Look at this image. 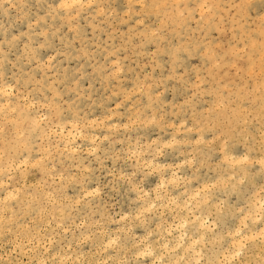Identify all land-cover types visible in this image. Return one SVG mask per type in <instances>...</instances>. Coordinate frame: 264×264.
I'll list each match as a JSON object with an SVG mask.
<instances>
[{"label": "rangeland", "instance_id": "obj_1", "mask_svg": "<svg viewBox=\"0 0 264 264\" xmlns=\"http://www.w3.org/2000/svg\"><path fill=\"white\" fill-rule=\"evenodd\" d=\"M146 2L187 5V19L183 25L165 23L163 37L155 41L150 30L161 27L160 21L172 13L171 7L160 8L159 15L149 9L152 15L144 17L145 25H139L135 11L126 15L129 0H91L98 7L79 10L80 15L73 21L79 28L77 32L70 31L67 19L57 13L58 0H0L6 5L0 7V89L9 93L0 94V180L10 190L20 189L18 201H11L7 208L0 204V217H7L0 228L11 229V234L0 231V258L5 264L20 260L29 264L39 258L51 264L53 257L57 264L60 259L65 264H134L133 251L148 244L163 254L165 264H240L241 259L245 264H264V240L236 236L238 228L247 236L264 228V223L254 224L249 219L248 228L243 229L239 212L264 195L260 193L264 175L259 164L246 165L245 183L240 185L241 166L233 168L217 159L222 139L209 153L207 144L198 146L184 140L185 136L200 135L199 131L187 132L180 127L182 123L192 127L195 110L198 129L203 130L207 140L213 139V132L219 137L222 130L231 155L239 157L251 145V160L260 158L264 136L260 48L264 38L260 35V17L264 16V0ZM201 4L212 9L211 16L205 9L206 19L202 22L198 7ZM146 30L149 34L142 35ZM158 45L161 53L153 56ZM198 47L214 49L217 59L206 61L198 54L186 58L184 49L191 48L196 53ZM176 49L181 51L176 53ZM233 49L242 58L237 60ZM164 51L169 54L164 55ZM49 56L56 57L51 65ZM174 61L177 72L169 79ZM185 62L189 65L187 74L182 67ZM214 63L219 67L214 68ZM197 73L200 89L195 88ZM55 109L63 113V118ZM154 116L157 121L163 117L168 125L174 123L176 129L150 124ZM173 135L178 141L175 147L164 148L163 154L156 155L153 141L163 148ZM93 147L96 152L90 154ZM130 148L146 154L140 160L144 166L141 171L156 163L164 168L165 179L171 180L173 172L177 177L174 185L168 184L162 190L163 200L156 201L157 209L145 213L144 223L134 219L140 203L137 193L130 192L119 179L132 170L133 161L126 163L120 158L113 163L111 159L127 156ZM41 155L58 173L64 172L67 200L82 201L65 214V222L72 229L67 234L56 228L55 222L49 226L53 206L47 197L49 191H58L59 174L53 178L29 169L27 175L21 176L10 168L21 157L38 159ZM85 168L92 171L85 172ZM9 172L12 179L8 178ZM72 173L95 179L68 184L67 177ZM140 179L155 189L160 173ZM95 187L100 188V193L87 197L85 203V189ZM5 194L0 189V199ZM155 195L153 191V198ZM56 209L59 217V201ZM121 214L129 219L122 221ZM81 221L85 223L83 229L78 227ZM185 221L187 227L180 228ZM203 221L207 224L200 230ZM82 231L93 236L87 245L80 244ZM182 233H186L183 240ZM17 234L25 244L29 237H35L41 252L44 237H52L51 255L35 251L9 254L10 242L16 240ZM109 238L117 239V244L105 251L103 245ZM194 239H200V243L193 246ZM241 242L245 246L243 256L233 262V245L239 247Z\"/></svg>", "mask_w": 264, "mask_h": 264}, {"label": "snow or ice", "instance_id": "obj_2", "mask_svg": "<svg viewBox=\"0 0 264 264\" xmlns=\"http://www.w3.org/2000/svg\"><path fill=\"white\" fill-rule=\"evenodd\" d=\"M6 5L0 4V7H4ZM84 7L88 8H93V7H98L94 6L91 3V0H88V3L85 4L84 0H61V2L56 6V11L59 15L62 16V18L67 19L68 21V29L70 31H77L79 32L78 26H76L73 21L80 15L81 9ZM171 7L173 9L172 13L169 14L166 18V20L160 21L161 27L156 28L153 27L150 30V36L153 40L159 41L163 37V33L166 29H164L163 25L165 23H169V26L172 25H183V23L186 21L187 17L185 16V11L184 9L187 8V5H183L180 3H175L173 5H160V4H148L146 0H135V3L132 2V0H129V3L127 4V9L128 12L126 15H131L134 11L137 13V24L139 25H145V16H150L152 15V12L149 11V9H152L153 11L156 12L157 15H159V9L164 8L168 9ZM200 9V15H201V22L206 19L205 17V9H207L209 16L212 15V9L206 4H201L198 5ZM238 7H243V5H238ZM192 13H189L188 15L190 16ZM29 27L31 28V24H29ZM219 30V28L217 29ZM235 32V29L233 30ZM149 32L146 30L142 35H148ZM45 36H47V33H44ZM260 35L262 38H264V16L260 17ZM27 47V46H26ZM43 48L44 45H41ZM255 47V45H253ZM247 48V42H245V50ZM260 48H261V59H262V72H264V39L261 40L260 43ZM181 49H176V53H179ZM186 52V58H190L194 55H200L202 58H204L206 61H215L217 59V53L214 49L212 48H205V47H198L197 52L193 53L191 51V48L184 49ZM233 56L236 57V59H240L242 57L239 56V51L236 49H233ZM161 53V50L159 48V45L157 46V52L153 53V56H158ZM164 55H168L169 53L167 51H164ZM175 54V53H174ZM56 59L55 56H49L48 59V64L51 65V63ZM39 63V61H37ZM183 69L185 70V74H187V70L189 65L187 62H185L182 65ZM213 67H219V64L214 63ZM233 67H237L236 63H233ZM116 70L119 71V66H118V61L116 62ZM177 72L176 68V61L173 62V67L171 70V75L169 76V79H172ZM209 73L212 74V69H209ZM180 79H183V76L180 77ZM201 78L199 76V73H197V83L195 85L196 89L201 88ZM261 88H264V84L261 85ZM0 94L8 95L9 93L7 92L6 89H0ZM195 95V94H194ZM148 98L149 102L152 103V98L153 94L151 91L148 93ZM262 98H264V94H262ZM159 98L157 97V100ZM55 100V98H54ZM187 103V101L185 102ZM32 107H35V104L31 105ZM51 107V105H49ZM119 107V105H117ZM57 115H59L61 118H63V113L59 111V109L54 110ZM262 111H264V108H262ZM193 121H192V127L188 128L186 123H182L180 125L181 129H185L187 132H193V131H199L201 134L198 136H185L184 140L185 141H194L196 145H202V144H207L208 145V151L211 153L216 149L217 146V140L222 139L223 143L219 146L221 150V156L217 157L221 161V164H229L233 168H235L237 165L241 166L240 170L243 173V175L239 178L238 183L240 185H243L245 183V178L247 176L248 169L246 165H248L250 162L251 163H257L260 166L261 174L264 175V136L261 137L260 141V151H261V156L258 160H251L250 157V151L252 150V146L248 145L246 146V151L243 155H240L239 157L235 155H231L229 152V142L225 138L226 134L221 130L220 131V136H217L216 132H213V139L211 141L207 140L203 135L202 129H198V125L196 123L198 117L195 114V110H193ZM47 119V117H45ZM95 123V122H94ZM150 124H154L156 126H162V125H168V122L163 119V117L160 118L159 121H157L156 117L154 116L150 121ZM38 126V122H37ZM172 127L174 130L176 129V125L173 123L171 125H168ZM128 125H125V128H127ZM107 139V137H106ZM94 143V141H93ZM139 143V141L137 142ZM176 143H178L176 136L173 135L172 141L165 143L163 145V148L160 147L159 143L153 141V144H156L155 148V154L156 155H161L163 154V149L164 148H174ZM26 147V145H25ZM150 149L152 148V145L150 144L148 146ZM65 151H67V148H65ZM96 148L93 147L90 149V154H95ZM145 153L142 151H136L132 150L131 148L129 149V153L127 156L120 157V156H113L111 159L113 163H115L118 159L123 158L125 162L127 163L128 160H132V170L124 172L120 176V180L124 182L125 185H127L128 190L130 192H135L137 193V200L140 202L137 205L138 211L134 217L136 221H141L142 223L146 222L147 217L145 216V213H151L153 210L157 209V203L156 201H161L163 200V196L161 195V192L163 189L166 188L168 184H175L176 183V173H172V179L167 180L165 179L166 173L164 172V168H161L159 164L152 163L151 165H148V168L141 171V169L144 167L143 165L140 164V160L145 158ZM191 161H186V163H190ZM145 163H147V160H145ZM101 165L103 166V162H101ZM167 167V166H165ZM11 170L17 171L20 173L21 176L27 175V172L29 169H37L41 172L43 175H48L51 174L53 178L56 177L57 174H59V178L61 180V184L59 186L58 191H49L48 192V197L47 201L49 204L53 206V216L52 220L49 221V226L52 225L53 222L56 224V228L63 229L64 233L67 234L69 231H71V227L68 223L65 222V214L67 213L69 208L75 209L77 206L81 204L80 199H76L73 201H68L67 200V194L65 192L66 184H65V174L63 171H60L58 173V170L56 169L55 166L49 165L47 163L46 157L41 155L38 159H30V158H23L19 160V162H13L12 165H10ZM85 172H91V169L85 168ZM123 171V169H122ZM160 173V180L156 184L155 189H151L148 185L144 183L143 180H141V176H143L145 179L153 175L155 173ZM3 174V169H0V175ZM9 179H12L11 172H9ZM95 179L94 176H84L81 177L80 175H77L75 173L69 174L67 177V183L68 184H77L80 182L87 183L89 180ZM232 179H236L235 176L232 177ZM213 188L216 187V185H212ZM235 187V186H233ZM145 188H148L147 191H145ZM0 189H3L5 195H3V198L0 199V204H2L5 208L10 207L11 201H18L20 199L19 197V192L20 189H15V190H10L9 187H5V184L2 180H0ZM208 189H205L207 191ZM155 191L156 195L155 198L152 196V192ZM242 192L243 189H240ZM228 189H224V193L227 194ZM100 193V188L95 187L91 191H88L85 189V197H84V202L87 203V197H93L96 196ZM260 193L264 194V186H261L260 188ZM59 201V212L60 216L57 217L55 215L56 205L57 202ZM175 203V201H173ZM258 205V207H257ZM163 206V205H161ZM29 207H31V203L29 204ZM240 216L242 217L241 219V225L243 229L248 228V225L246 221L249 219L252 220V222L255 223H264V195H261V199L259 201H256L253 204H249L247 208H240L239 209ZM143 218V219H142ZM7 219V217H0V226L4 225V221ZM120 219L122 221H126L129 219V216L121 214ZM199 219V218H198ZM97 223V227H99V222ZM207 224V221H203L201 224V227L205 226ZM79 228L83 229L85 227V223L81 221V223L78 225ZM180 228H186L187 227V222L185 221L181 225H179ZM0 231H7L9 234H11V229L10 228H0ZM53 231H56L54 228ZM169 235H171V232H169ZM186 233H182L181 239L183 240L185 237ZM236 236H243L244 240H256L257 238L264 240V228L259 229L258 233H254L252 236H247L244 235L242 232L241 228H238L236 230ZM202 239V238H201ZM93 240L92 235L85 234L83 231L80 234V244L87 245L90 241ZM11 246L8 248L9 254L16 252L17 255H22V254H31L34 251L37 253H40L41 255L43 254H48L51 255V252L53 251L50 249L49 245L54 243V239L50 236H45L43 243V251L41 252L39 243L37 242V239L35 237H29L27 243H22V238L20 234H17V238L15 241L10 242ZM200 243V239H194L192 241V245H198ZM117 244V239L109 238L107 242L103 245L105 251H107L109 248H111L113 245ZM165 249H167L168 245L164 246ZM182 247V245L180 246ZM244 244L241 242L239 247H236L233 245V251L231 253L232 256V261L235 262L237 257H242L243 256V249H244ZM19 250V251H17ZM133 257L134 259V264H165V259L162 253L156 252L150 244L147 246H138L136 249L133 251ZM143 258V259H142ZM227 259V258H226ZM0 264H5L2 258H0ZM9 264H25L23 260L20 261H10ZM29 264H49L48 259L44 258H39L35 261H29ZM51 264H57V258L53 257L51 260ZM59 264H65V261L63 259L59 260ZM75 264V262H74ZM85 264H89V262H85ZM127 264H133V262H127ZM197 264L199 262L197 261ZM240 264H245V262L241 259Z\"/></svg>", "mask_w": 264, "mask_h": 264}, {"label": "bare ground", "instance_id": "obj_3", "mask_svg": "<svg viewBox=\"0 0 264 264\" xmlns=\"http://www.w3.org/2000/svg\"><path fill=\"white\" fill-rule=\"evenodd\" d=\"M61 2V0H58V3H60ZM3 95V94H2ZM68 136V135H67ZM68 138V137H67ZM67 138H65V139H67ZM68 140V139H67ZM67 140H66V142H67ZM200 226V230L202 229L203 230V227H201V224L199 225Z\"/></svg>", "mask_w": 264, "mask_h": 264}]
</instances>
